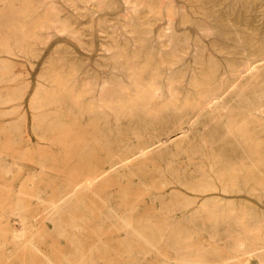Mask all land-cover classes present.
Here are the masks:
<instances>
[{
	"label": "rangeland",
	"instance_id": "374dc122",
	"mask_svg": "<svg viewBox=\"0 0 264 264\" xmlns=\"http://www.w3.org/2000/svg\"><path fill=\"white\" fill-rule=\"evenodd\" d=\"M213 2L217 5H212ZM0 3V32L4 31L8 21L10 25L13 23L12 26H15L18 30L15 38L4 40L6 44L2 43L0 45V48H2L0 49V82L3 81L2 84L0 83V92H2L0 93V164H3V162L9 164L5 170H2L0 165V171L2 170L0 172V264H65L67 262L68 237L66 230L63 229L66 222V210L61 208V211L59 210V213L53 215L50 220L45 218L43 209L53 200L51 198L53 189L62 187L61 185L68 178L73 179V175L83 172L84 169L81 168L83 160L76 154L81 151H77L78 144L88 140V138L94 140L96 137V139L102 141L103 137H107L104 134L99 138L100 134L97 136L86 134L84 130H95L99 127L102 128V131L105 130L104 133L110 139H115L116 136L118 137V128L120 130L131 129L132 131L145 128L139 122L127 126V119L124 120V117L120 119L121 121L116 122L117 120L112 115L106 116L103 114L107 109L105 111L101 105V99L111 96L112 98L118 97L121 94L120 89L126 90L128 97L132 98L136 94L135 91L141 88H157V96L161 95L162 99L159 97V101L162 100V102L169 98L168 95L171 89L173 94L178 95V97L181 96L180 99L178 98L179 103L184 101L183 97L185 99L188 96L187 99L193 98L194 89H207L203 93L202 99L204 100L211 97L216 98L210 102H208L209 99L205 102L203 100V105L198 104L195 108L192 106L193 111L190 108L187 111L185 110V113L183 112L185 115L182 114L183 117L177 125H180L182 121V124H186V131L177 133L175 136L177 137L176 141L169 142L168 140L164 143L158 142L151 145L148 147L149 150H145L148 152L139 160H134L135 162L133 161L125 168L115 170L116 173L110 172L116 174L119 179L112 178L114 175L112 176L110 173L102 178L95 179L90 189L84 191L78 199L81 198L84 201L86 197L92 195L91 198L93 197V199L88 198V202L95 200L94 202L101 203L100 201L110 195L109 200L116 198L112 195L117 194L114 191L121 190L126 186H136L143 189L142 186L146 184L148 187L165 184L164 186L167 188L177 189L181 193L171 198L158 194H154L155 199L152 200L146 197L142 205L136 207L139 210L135 211L136 214L143 216L147 210L150 215L156 214L158 208H161L160 204L174 208H184L189 212H186L187 216L188 214L194 216L195 236L193 235L191 240L188 239L185 243L190 246L194 245V251L203 250L208 255L216 256L218 261L215 264H264L260 263L258 251L250 253L252 256L245 253L235 254L231 251L228 245H230L231 239L237 236L235 235L237 228L232 221L223 224L224 226L214 223L213 226L216 227L214 229L208 228L207 225H205V229H201L199 225L209 213L214 212L222 215L225 212H238L239 209L244 207L241 210L247 216L246 223L252 226L258 225V232L264 233V166L261 167L262 185L250 189L251 184L244 185V187L243 184H237L235 188H228L229 191L224 192L226 186L223 183H218L217 180L208 177L210 173L207 168V160L201 159L195 153V158L190 155V151L192 153L195 149V152L197 150L196 146L200 144V141L203 142L202 139L205 136L207 138L204 141L211 142L208 132L211 133L213 126H211L212 121L209 118L211 116H208V114L215 113L212 109L214 108V102L221 105L220 110L225 109L223 107L234 105V108L226 107V109L236 111L242 106L241 103L243 102H238L241 97H237L234 92L248 88V83L251 80L247 79L250 71H247L246 67L252 63V60H245L246 57L242 53L250 55L253 48L251 43L261 40V36H254L251 32L263 33L257 29L256 23L253 21L256 2L252 1L249 4V11L246 10L247 3H245V0H0ZM213 11H216L217 14H214ZM218 16L222 18L223 22ZM249 16L252 18L247 23L250 30L244 26L246 21H242ZM16 17L17 19H15ZM236 19L240 20V24L237 23ZM224 26L227 27V34L225 35L226 32L222 33L226 29ZM226 35L229 36V40ZM243 39H245L244 42ZM250 39H252V42ZM234 50L236 53H240L236 54ZM53 77L54 79H52ZM56 80H60L61 84L66 89L70 88L73 93L79 92L78 94L82 95L80 100L84 99L80 102L83 105L88 103L95 106L97 110L95 109L93 115L97 113L98 115L89 117L81 115V119L74 120L73 117L76 116L65 110L69 100L58 95V98L56 97L58 100L56 98H52L55 100L51 99L53 103L39 106L41 105L39 102H44L43 97L50 94L49 92L57 93L59 91L56 87ZM151 83L152 85H150ZM11 96L15 98L12 99ZM41 96L42 98H40ZM232 97L234 98L233 101ZM5 98H8V101ZM243 98H246V96L241 99L244 100ZM225 102L228 103L224 104ZM231 102H234V104ZM155 103V105H158L157 102ZM205 104L208 105L205 106ZM64 111L67 112L65 116ZM162 112L163 114L160 113L159 115V117L161 116V118H158L159 120L166 117V111L162 110ZM199 112L201 113L199 114ZM194 114L196 115L194 116ZM89 119L92 121L100 119L101 123L99 120L97 122L100 125L98 123L95 125L93 121V126H90V124L85 126L84 124ZM171 119L169 121H172ZM164 120L166 119L161 121ZM66 122L69 123L66 125ZM70 123H73V125ZM206 124L210 125L209 128ZM94 125L96 128H94ZM115 129L117 130L113 131ZM172 129L173 127H171ZM66 130L69 133H64ZM107 130L116 134L112 135L110 131L108 134ZM121 136H124V134H119V137ZM126 136L133 137L131 134H125ZM167 137L164 135L161 140H165ZM225 137L226 135L221 138L216 137L219 140L215 138L216 140H213L214 144L212 143L211 148L220 150L221 148H218L222 143L221 140ZM9 138L13 139V142ZM133 139H135V136ZM7 144L10 145V150ZM191 144L194 145V148L189 150ZM226 144L228 146L222 149L231 152L228 151L231 145ZM15 146H20V149ZM184 150H187L188 153ZM207 151V153L210 152L209 149ZM12 154L14 156H9ZM185 157L188 159H185ZM197 163L201 166L206 164L205 167L203 166L204 171L200 172L201 175H199V172V174L196 173ZM129 169L131 170L129 171ZM205 170L208 174L205 173ZM185 173L189 176L187 177ZM192 174L194 177L191 176ZM190 177L193 180H190ZM177 178L184 180L185 185L178 184ZM174 179L176 182H174ZM137 180H139L138 183ZM140 181L142 182L140 183ZM99 182L102 191H98ZM132 182L135 185L131 184ZM92 187L95 192L92 191ZM188 188H192V190ZM152 190H155V188ZM234 190L237 191L234 192ZM36 192H39V194ZM103 195H106L105 198ZM100 197L101 199H97ZM96 208L94 206V210L97 212ZM174 214L180 215L179 211L174 212ZM186 214L183 216L186 217ZM22 218L28 224V228L14 233L11 228L17 227ZM253 223L257 225H253ZM55 225H60V227ZM223 227H227V229L223 230ZM202 230L204 231L202 232ZM98 231L101 232L99 229H93L91 235L96 237ZM14 234H21V238H14ZM245 235L247 236V234ZM245 235L242 236L243 239H247ZM218 236L221 237L218 238ZM262 236L264 237V235ZM263 240L264 238L260 242L262 247H264ZM222 244L223 246H221ZM111 257L114 259L117 255ZM139 257L140 261L136 264H151L149 259L151 257L157 258V254L144 253L143 256L140 254ZM94 264H107V262H95Z\"/></svg>",
	"mask_w": 264,
	"mask_h": 264
},
{
	"label": "bare ground",
	"instance_id": "6f19581e",
	"mask_svg": "<svg viewBox=\"0 0 264 264\" xmlns=\"http://www.w3.org/2000/svg\"><path fill=\"white\" fill-rule=\"evenodd\" d=\"M252 1L256 2V4H255L256 8L254 11L255 14H254V18H253L254 20L253 21L256 23L257 29L261 30L263 33L258 34V33L251 32L254 36H256V35L261 36V40L259 42H252L251 41L252 39H250V41L252 42L251 45L253 47L251 50V54L248 55L244 52L242 53V54H244V57H246L245 60H247V59L252 60V63H250L246 67V70L250 71L249 75L247 76V79L251 80L248 83V88L247 89H240L238 91L236 90L234 92V94L239 98L246 96V98H243L244 100H242L241 98L238 100L239 103L243 102L244 104L241 103L242 106H240L239 109L235 108L238 111L237 110L233 111V109L232 110L231 109L227 110V109L232 108L234 105H232V107L226 106V107H228L227 109H226V107H223L225 109L220 110V108H222L221 105H218V102L217 103L214 102V108H212V109H213V112H215V113L211 112L212 115L208 114V116H211L209 118L212 121L211 126H213L211 133L208 132V137L211 139V142L210 141L207 142L206 140L204 141V139L207 138V136H205V138L202 139L203 142L200 141V144L198 146H196L197 150L194 152V150H195L194 149L192 153L190 151V155H192V157L196 156L195 154H197V156L201 157V159L203 158V159L207 160V162H208L207 168H208L209 173H210L208 175V177L213 178L214 180H217L218 183L219 182L223 183V185L226 186V188H227V189L225 188V190H223L224 192L229 191L228 188H230V189L232 187L235 188L237 184H243V187H244V185L251 184L250 189L256 188V187L263 184L262 183L263 182V179H262L263 176L261 175L262 174L261 173V171H262L261 167L264 166V0H245V3H247L246 4V6H247L246 10L247 11H249V4H251ZM211 4L217 5V3H215V2H213ZM6 11L8 12V10H6ZM133 13H135V12H133ZM213 13L217 14L216 11H213ZM29 14H30V12H29ZM31 14H32V11H31ZM13 15H14V13H13ZM6 16H8V15H6ZM23 18H24V16H23ZM218 18H220V17L218 16ZM15 19H17V17ZM250 19H252V18L249 16V17H246L244 20H242V21H246V25H244V26L249 30H250V27L247 26V23ZM220 20L223 22L222 18H220ZM216 21H217V17H216ZM236 21H237V23H239L240 20L238 21V19H236ZM5 23H7V22H5ZM12 24L10 25L9 21H8V25L5 26L4 31L0 32V45H2V43H5L4 40H10V38L16 37L18 30L16 29L15 26H12ZM225 28H226L225 31L222 32V33L226 32V33H224V35L227 34V31H226L227 27H225ZM19 29H20V27H19ZM228 35H226V36H228ZM223 36H221V37H223ZM225 37H224V39H225ZM228 40H229V36H228ZM244 40L245 39H243V42H244ZM25 44H24V46H25ZM0 49H2V48H0ZM28 49L32 50L31 48H28ZM224 49H226V48L224 47ZM229 52H230V50H229ZM231 52H233V51H231ZM234 52H235V50H234ZM1 53H3V52H1ZM237 53H240V52H237ZM9 55H11V54H9ZM134 60H136V59H134ZM255 62L257 64H253ZM212 67H209V68H212ZM212 70H214V69H212ZM56 72H57V69H56ZM55 74H57V73H55ZM55 74H54V76H55ZM44 78H45V76H44ZM52 79H54V77ZM8 81H9V79H8ZM2 82H0V83L2 84ZM4 82H6V81H4ZM6 83L8 84V82H6ZM61 83L62 82H60V80L57 81L56 87H58L59 91L57 90L58 91L57 93L56 92H52V93L49 92L50 94H47L45 97H43L44 102H42V101H40L41 103L39 102V104H41L39 106L51 104L50 103V102H52L51 99L56 98L58 95L61 97L63 96V97H65V99L69 100V103L67 102L68 105L66 106L67 109L65 107L64 108H65V110H68L74 116H76V117H73L74 120L81 119L80 118L81 115H84L87 117L98 115V113L93 115V113H95L94 111L97 110L95 106L88 104V103H87V105H83L82 102H80L81 100H84V99L80 100L82 95L80 96L78 94L79 92L75 94L72 92V90L70 88H69L70 90L66 89ZM196 84H199V83H196ZM150 85H152V83ZM5 86H7V85H5ZM206 90L207 89H194V97L193 98L190 97L191 99H187L189 96L186 99H185V97H183L184 101H182L180 103L178 102L179 101L178 98L180 99L181 96L178 97V95L173 94L172 89L170 90L171 92H169V95H168L169 98L167 97L168 99L166 98L167 99L166 101H164V102H162V100L159 101V99L160 98L162 99V97H161V95L157 96V88L156 89H153V88L152 89H145V88L144 89H142V88L137 89V91H135L136 94L132 98L128 97V93L126 92V90L124 91V89H120L121 94L118 95V97L116 96V98L115 97L112 98V96H111V97H106L104 99H101L102 107L104 108V110L107 109V111H108L107 112L105 110L107 113L103 112V114H105L106 116L112 115L117 120L116 122L121 121L120 119L122 117H124L123 118L124 120L127 119V126L130 124L134 125V124H136L135 122H137V123L139 122V124L140 123L143 124L145 126V128L144 129L142 128L141 130L138 129L135 131H132L131 129H124V130H120V128H118L119 130L115 129L113 131L117 130L118 137L116 136L115 139L113 138L114 140L110 139L109 136L106 133H104L105 130L104 131L101 130L102 128L98 127V129H95V130L94 129L93 130H91V129L84 130V133H86V134H91V135H95V136L100 134L99 138H101L105 134L108 138L103 137V140L101 141V139L100 140L96 139V137L93 140V138H92L93 136H92L91 137L92 139L88 138V140H84L83 142H81V144L80 143L78 144V150L77 149L76 150L77 151L81 150V151L77 152L76 154L78 155L79 158L81 157V159L83 160V166L84 167L83 166L81 167L82 169H84L83 172L80 174L77 173V174L73 175L74 176L73 179L68 178L67 181L63 185H61L62 187H60V188L57 187L55 190L53 189L51 191L52 192L51 198L53 200H51L50 204L46 208L43 209V211H45V218L46 219H50L53 215L59 213L58 211L61 208H64V210H66V212H65L66 213V215H65L66 216L65 217L66 222H65V228H63V229L66 230V235L68 237L67 238V246L68 247H66V248H69V249H68V252L66 251L68 253V255L66 258L67 262L65 264H94L95 262H102V261L107 262V264H124V263L136 264L140 261L139 255L141 254V256H143L144 253H149V254L156 253L157 254V258L154 259V257H151L149 259L151 264H185V263L186 264H215V262L218 261L216 259V256L208 255L207 252L205 253V251H203V250L194 251L195 250L194 245L190 246V245L185 244L188 239L191 240V238L193 237L195 225H194V216L192 214H188V216H187L186 212H188V211H186L184 208H181V207L174 208V207H169V206L164 205V204H160L161 208H158L159 210L156 214L150 215V213H148L149 212L148 210H147L148 212L145 211L143 216H141L140 214H136V212H135L137 210L136 207L138 208V206L142 205V203L144 202L146 197H148V199H151V200L155 199L154 194H158L161 196H169L170 198L173 196L175 197L181 193V191H179L177 189L167 188L166 186H164L165 184H163L162 186H157V187H154V186L148 187L146 184L145 186H142L143 189H139L136 186H126V187H123L122 189L120 188L121 190L114 191V192H117V194L116 193L112 194L113 197H116L113 200L108 199L111 195L108 198H105L106 195L105 196L103 195V197L106 200L105 199H103L105 201L98 200L101 203H96V202H94L95 200L88 202L87 201L88 198H91L92 195H90L88 198L86 197L87 199L86 198L84 199V201L86 200L85 202L81 198L78 199L79 197L82 196L84 191L86 192V190L90 189V186L95 179L102 178L106 174L109 175L110 172L113 173V172H115V170L125 168L128 165H130L134 160H137V159L139 160L140 157L144 156V154H146L148 152L145 150L148 149V147H150L151 145H154L155 143H158V142L164 143L165 141H168V140H169V142H172L173 140L176 141L177 137H175V136L177 135V133H179V132L183 133L186 131V127H185L186 124H182V121H181L180 125H177V123H179V121L182 119L183 115H185L184 114L185 110L187 111V109L191 108L193 111L196 105H198V104L203 105V103L206 100L208 101V99H209L208 102H210L216 98V97H211V98H206L205 100L202 99L204 96L203 93ZM0 93H2V92H0ZM45 94H46V92H45ZM101 94H102V92H101ZM235 95H234V97H235ZM42 96H44V95H42ZM42 96L40 98H42ZM229 96H231L230 93H229ZM227 97H228V95L226 96V99H227ZM11 98H12V96H11ZM14 98L15 97H13L12 99H14ZM57 98H56V100H58ZM230 98H228V99H230ZM9 99H10V97H9ZM5 100L8 101V98H5ZM52 100H55V99H52ZM203 100H204V102H202ZM233 100H234V98L232 97V101ZM236 100H237V98H236ZM2 102H5V101H2ZM63 102H64V100H63ZM91 102H93V101H91ZM155 102H157L158 105H155L156 104ZM228 102H225L224 104H226ZM234 102H231V103L234 104ZM94 103L96 104V102H94ZM61 104H64V103H61ZM207 105L205 104V106H207ZM192 106L194 108H192ZM38 108H40V107H38ZM162 110L166 111V115H165L166 117H162L163 119H166L164 121H161L163 119H161V120L158 119V118H161V116L159 117L160 113L163 114ZM189 111H191V110H189ZM207 111H208V109H207ZM48 113H50V112H48ZM66 113L67 112L64 113V116L66 115ZM187 113H190V112H187ZM200 113L201 112H199V114ZM196 114H194V116ZM40 115H42V114H40ZM47 116H48V114H47ZM101 117H103V116H101ZM170 118H172L171 119L172 121H169ZM204 118H205V116H204ZM44 119H45V117H44ZM92 119H94V118L92 117ZM136 119H140V120L136 121ZM206 119L208 120V118H206ZM63 120H65V118H63ZM99 120L100 119H98L97 121H99ZM201 120H202V117H201ZM93 121L91 119H89L84 125L87 126L90 124V126L91 125L93 126V124H92ZM97 121H94L95 125L97 123L99 124V122H97ZM204 121L205 120L203 119V122ZM50 122L52 123V121H50ZM57 122H58V120H57ZM67 123H69V122H66V125H67ZM100 123H101V120H100ZM70 124L73 125V123H70ZM70 124H69V126H70ZM117 124H119V123H117ZM206 125H208V124H206ZM209 126L210 125H208L207 128H209ZM171 127H173L172 130H171ZM94 128H96V126ZM202 130L204 131L203 128H202ZM208 130H210V129H208ZM6 131H5V133H6ZM107 131H108L107 133L109 134L110 130H107ZM113 131H110V132H112L110 134H112V135L116 134V133H113ZM65 132H68V131L66 130V131H64V133ZM9 133L11 134V132H9ZM53 133H55V132H53ZM121 133H122V135L124 134V136L119 137V134H121ZM125 134H131L133 137H130V136H129L130 138L127 136L125 137ZM164 135H166L168 137L165 140H161ZM224 135H226V137H225L226 139L224 138L221 140L222 143L220 144V147L216 145L217 147H219L218 149H220V148L221 149L220 150L212 149L211 145L214 144L213 142L216 139L223 137ZM134 136H135V139H133ZM216 137H218V138H216ZM228 138L230 141L228 140ZM9 139L11 142H13V139L12 140H11V138H9ZM181 143H183V142H181ZM226 143H229L231 145V146H229V150H228L231 152H226L227 149H225V150L222 149V148H226V146H228V144H226ZM193 144H191L192 146H190L189 150L194 148ZM7 146H8V144H7ZM15 147H17V146H15ZM15 147H14V149H15ZM19 147H17V148L20 149ZM230 147L232 148L231 150H230ZM168 148H169V146H168ZM181 149H183V148L181 147ZM208 149L210 151L209 153H207ZM6 150H8V149L6 148ZM9 150H10V147H9ZM4 152H5V149H4ZM10 153H11V151H10ZM80 153L82 156L80 155ZM186 153H188V152H186ZM183 155H184V153H183ZM9 156H14V155L12 154ZM185 156H187V155H185ZM185 159H188V158L185 157ZM198 160H200V159H198ZM205 160H203V161H205ZM197 164H196V167L198 169H197V171L195 170L196 173L203 172L204 167H205L204 165H206V164L202 163L204 167L199 165V164H198V166H199L198 167ZM0 165H1V169L5 170L8 168L9 164H7V162H3V164H0ZM135 167H137V166H135ZM189 167H190V165H189ZM123 170L125 171L126 169H123ZM130 170L131 169H129V171ZM187 170H189V169H187ZM205 173H207L206 170H205ZM186 174L187 173H185V175ZM111 175L113 176L114 174H111ZM119 175H120V173H119ZM199 175H201V173ZM186 176L188 177L189 175H186ZM191 176L194 177L193 174ZM183 177H184V175H183ZM112 178L119 179L118 176H116V174ZM107 179H109V178H107ZM184 179H185V177H184ZM177 180H178L177 181L178 184H184L185 185V183L183 182L184 180L182 181L180 178H177ZM190 180H193V179H191V177H190ZM190 180H189V182H190ZM210 180H212V179H210ZM107 181H109V180H107ZM113 181H115V180L113 179ZM138 181L139 180H137V183H138ZM141 182L142 181H140V183ZM174 182H176L175 179H174ZM131 184H133V182ZM99 185H101L100 182H99L98 186ZM133 185H135V184H133ZM100 188L101 187L99 186V190L98 189L97 190L102 191ZM153 188H155V190L151 191V189H153ZM188 189L192 190V188H188ZM205 190H207V189H205ZM205 190H200V191L203 192ZM92 191H94L93 187H92ZM235 191H237V190H234V192ZM91 192H90V194H91ZM36 193L39 194V192H36ZM107 194H109V193L107 192ZM87 195H84V196H87ZM93 195H96V194H93ZM91 199H93V197ZM97 199H101V197L97 198ZM94 206L97 207L96 208L97 212L94 210ZM242 208H244V207H242ZM241 209H239L238 212H235L234 211L235 209H234L233 210L234 212H232V211L231 212H225L222 215H219L220 213L218 214V213H214V212L209 213V215H206L207 217L202 219V221L199 223V225H200L201 229H205L204 228V227H206L205 225H207L208 228L214 229V228H216L213 226L214 223L215 224L217 223L218 225L221 224V226H224L223 224H226L228 221H232L234 226L237 228V233L235 234L237 236L235 238L231 237L232 239L230 238L231 242H230V245H228V246L230 247L231 251H233L235 254L236 253H239V254L245 253V254H248V256L250 253L258 251L257 254L260 258V263H264V249H263L264 247H262L260 244V242L264 238L262 236V235H264V233H260L257 230V228H258L257 224L259 223V221L257 222V224L253 223V225H257V226H252L251 224L250 225L247 224L246 223V217L247 216L242 212L243 209L242 210ZM19 210H21V209H19ZM22 211H19V212H22ZM93 211H95V212H93ZM137 211H139V210H137ZM177 211H179V213H180V215H178V216L176 214H174V212H177ZM17 214H18V212H17ZM185 214H186V217L183 216ZM18 215H20V213ZM158 215H159V217H158L159 219L157 218ZM195 219H196V217H195ZM255 222H256V220H255ZM59 223H61V222H59ZM60 225H55V226L60 227ZM261 227H263V226H261ZM27 228H28V224H26L24 218H22L20 220V224L17 227L11 228V229H13L14 233L15 232L17 233V231H24ZM93 229H99V230H101V232L98 231V234L96 235V237H94L91 235V232ZM222 229L223 230L227 229V227H223ZM203 231L204 230H202V232ZM206 232H209V231H206ZM211 232H212V230H211ZM222 233H225V232H222ZM204 234H205V232H204ZM245 234H247V236ZM210 235H211V233H210ZM243 235H245L247 237V239L246 238L243 239V237H242ZM13 236H14V238L15 237L21 238L20 237L21 234L20 235L14 234ZM207 237H208V235H207ZM220 237L218 236V238H220ZM120 238H122V239H120ZM215 238H217V237H215ZM213 240H214V237H213ZM208 243H210V242H208ZM210 246H211V244H210ZM221 246H223V244ZM228 246H226V247H228ZM199 247H197V248H199ZM95 252H96V254H95ZM112 255H114V256L117 255V257L113 259L111 257ZM240 256H242V255H240ZM46 261H47V259H46Z\"/></svg>",
	"mask_w": 264,
	"mask_h": 264
}]
</instances>
